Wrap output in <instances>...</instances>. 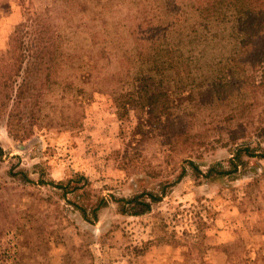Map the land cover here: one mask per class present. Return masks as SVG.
Instances as JSON below:
<instances>
[{
    "label": "rangeland",
    "instance_id": "374dc122",
    "mask_svg": "<svg viewBox=\"0 0 264 264\" xmlns=\"http://www.w3.org/2000/svg\"><path fill=\"white\" fill-rule=\"evenodd\" d=\"M231 3L264 9L0 0V62L28 22L55 42L51 54H26L50 60L45 76L25 72L0 103V264H264V160L243 156L217 180L190 164L230 171L236 149L264 153V37H254L264 24L240 20ZM144 85L166 114L131 109L119 120L115 97L145 101ZM163 186L149 213L121 214L116 200Z\"/></svg>",
    "mask_w": 264,
    "mask_h": 264
},
{
    "label": "trees",
    "instance_id": "16d2710c",
    "mask_svg": "<svg viewBox=\"0 0 264 264\" xmlns=\"http://www.w3.org/2000/svg\"><path fill=\"white\" fill-rule=\"evenodd\" d=\"M237 4L240 3H231V7L233 8L234 14L238 17L240 16V20H242L243 18H248L250 19V21H263L264 24V9L256 8V10L251 11L246 7L248 5L240 4L241 9L236 10L235 6ZM34 20L37 21L38 18L32 19L31 21ZM254 28L256 27H251V29ZM254 37H264V31L257 35H254ZM41 39L45 40L41 41ZM39 45L45 46L46 52L51 54V47L55 46L54 37L53 35L49 34L48 29H45L44 27L38 28L34 24H31L29 22L24 27L21 26L11 38L7 55L0 62V84L2 81L5 87V89L3 90L4 92L2 91L0 93V103L4 105L3 108H6L7 104L12 101L13 85L16 87V84H18L19 82V78H21L25 72L29 74L30 71H33L38 76L41 73H43L45 76V73H47V71L52 68L50 60H47L46 58L29 60L26 57V54L27 56H29V54L34 50V47H37ZM262 61L264 62V52ZM261 80V84L264 86V75ZM21 85L22 84H20V88ZM142 89L145 93L150 92V95L145 99V101L140 97H136L135 99V95L128 96L127 100H125L124 97L121 96L115 97L114 102L116 105L117 116L119 120H125L129 116V112L131 109H135L137 111H139L140 109H145L147 114H152L156 110H158L160 113L166 114V112L168 111V102L167 100L161 101L162 95L160 94V92L154 93L153 95L151 88L149 89V87H147L146 85H144ZM8 114L10 120H12L13 113L8 111ZM143 126L144 122L142 121L137 124L133 133L134 138L138 137V133ZM3 156L4 151L0 147V159ZM243 156H248L251 158L259 157L264 160V153L258 155V153H256L251 147H246L238 148L235 150V155L229 162V166L231 168L230 171H227L223 165L216 164L209 169L207 174H204L200 171L199 167L194 162L190 164L193 166V170L197 175L207 177L211 180H217L224 177L226 174L237 173L239 167L245 165V163H243L242 161ZM165 195L166 191L165 187L163 186L161 189H159V191H145L144 193L136 195L133 198L118 199L116 200V202L119 204V210L121 214L140 216L149 213L152 209V205L162 201V198ZM107 205L108 202L105 199H101V201L97 205V208H95L94 210V219L97 218V212L102 207H106ZM82 215L86 220H91L87 216L86 210L82 211Z\"/></svg>",
    "mask_w": 264,
    "mask_h": 264
}]
</instances>
